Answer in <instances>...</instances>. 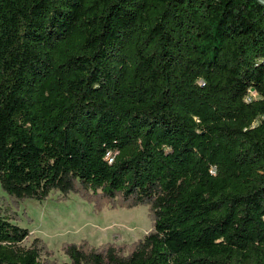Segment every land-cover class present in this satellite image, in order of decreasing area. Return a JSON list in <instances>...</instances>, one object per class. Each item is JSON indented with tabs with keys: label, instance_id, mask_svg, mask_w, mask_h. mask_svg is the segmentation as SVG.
I'll return each instance as SVG.
<instances>
[{
	"label": "trees",
	"instance_id": "16d2710c",
	"mask_svg": "<svg viewBox=\"0 0 264 264\" xmlns=\"http://www.w3.org/2000/svg\"><path fill=\"white\" fill-rule=\"evenodd\" d=\"M0 189V264L52 193L152 221L62 264H264V0H0Z\"/></svg>",
	"mask_w": 264,
	"mask_h": 264
},
{
	"label": "rangeland",
	"instance_id": "374dc122",
	"mask_svg": "<svg viewBox=\"0 0 264 264\" xmlns=\"http://www.w3.org/2000/svg\"><path fill=\"white\" fill-rule=\"evenodd\" d=\"M3 195L0 189V197ZM57 196L58 193H52L41 202L33 199L21 202L18 209L21 220L17 222L29 230L25 245L39 239L44 252L50 251L48 258L57 263L69 262L63 249L65 244L85 242L94 248L112 245L127 254L131 246L151 230L147 206H104L94 210L91 203L78 195L70 194L61 201Z\"/></svg>",
	"mask_w": 264,
	"mask_h": 264
}]
</instances>
